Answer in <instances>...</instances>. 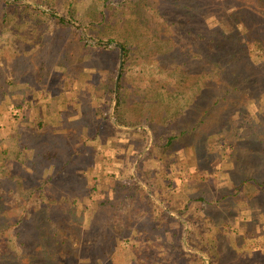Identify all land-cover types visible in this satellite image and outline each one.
Instances as JSON below:
<instances>
[{
    "label": "rangeland",
    "instance_id": "obj_1",
    "mask_svg": "<svg viewBox=\"0 0 264 264\" xmlns=\"http://www.w3.org/2000/svg\"><path fill=\"white\" fill-rule=\"evenodd\" d=\"M260 42L264 0H0V264H264ZM174 114L175 190L138 134L152 150ZM129 174L145 195L116 185Z\"/></svg>",
    "mask_w": 264,
    "mask_h": 264
},
{
    "label": "trees",
    "instance_id": "obj_2",
    "mask_svg": "<svg viewBox=\"0 0 264 264\" xmlns=\"http://www.w3.org/2000/svg\"><path fill=\"white\" fill-rule=\"evenodd\" d=\"M51 17H53L58 24L62 25V26H69V17L71 16H67L66 18L63 17H56L53 15H50ZM250 36H252L251 30L249 31ZM82 40H84L83 36L81 37ZM85 42V41H84ZM262 48H264L262 42H260L259 44ZM263 45V46H262ZM97 47L103 50H107V47L97 44ZM121 48L123 51V68H122V73L119 76V82L117 85V99H116V104H115V112H114V117H115V125L117 127H132L134 126L131 123L126 122L125 120H123L122 118V114H121V108H122V104L124 103L123 101V90H124V86H123V73L125 71V68L127 66V62L129 60V56H130V52L131 49L124 43H121ZM113 50H115L116 52L118 51L117 48H112ZM113 72L114 76L110 75V72ZM117 72L116 68H113V66L110 65L109 67V71L107 72V77L108 78V84H110V86L106 89V92L108 94V98L103 100L102 103L100 104V107L98 108V112L101 113V116L103 119H105L108 115H109V111L112 108V101H113V95L115 93V89H114V82H115V73ZM238 80V79H237ZM112 82V83H111ZM108 86V85H107ZM157 95V94H156ZM158 96V95H157ZM179 118V114H174V116L171 117H163V119L161 121H163V125H162V130L159 133H155V135L152 137V145L151 148L152 150L147 149L148 147V141H149V137L146 131L142 130V131H138V134H140L141 136V144L143 145V150H146L145 156L143 158V160L141 161L142 163L145 160H148L149 157L152 156V153H154L157 158H155L156 160L159 161V166L161 167V175L162 177L165 176L166 174V170L169 169L171 167V164H174L175 159V151L177 149V142L179 141L177 137H179V135L182 137V132L178 134V132L176 133V130L174 129V127H172V124L174 123L173 121H175L176 119ZM112 126V125H111ZM178 134V135H177ZM140 154V153H139ZM44 159H47V157L44 156ZM7 173H10V171H6ZM166 183H165V187L168 188H172L173 190H175V185L173 183V181H168L166 179V176L163 179ZM132 183L134 185V188H138V192L143 193L145 195V190L138 185V181L134 179V177L129 174L127 176V180H122V182L117 181L116 185H120L121 188H126V186H129L128 184ZM245 182H243L244 184ZM242 183L239 184V188H241V186L243 185ZM257 184V183H256ZM115 185V186H116ZM259 186H262V184L260 183ZM134 188H129V190L133 191ZM113 190V195L117 196L116 194L118 193V189H116L115 187L112 189ZM148 204L151 207V216H154L156 219V212L159 211L161 216H164V212L162 209H160V207L155 204L151 198L146 197ZM160 203L163 204L164 200L161 199ZM172 206L174 208L168 207V210H170L172 212V209H176L179 206L176 203H173ZM3 208L2 205H0V209ZM2 211V210H1ZM0 211V212H1ZM6 217V216H5ZM7 218V217H6ZM48 221L52 222V219H47ZM29 222V219H22V216L17 218L16 223L21 225H24V222ZM6 226H7V220L5 221ZM145 223V222H144ZM148 225L150 226V232L154 233L155 231H158L159 233H163V235L165 234L164 232H166L168 230V226L165 225V223H163L161 220L157 221L155 223V221H149ZM6 226H2L1 228H5ZM4 232H1V234H3ZM33 234V232H26L25 230L20 231L19 236L23 238V243L25 244V242L27 241L28 237ZM47 234H50V231L47 232ZM39 235H43L42 233ZM162 235V236H163ZM173 247H179L180 250L182 251L181 253L184 256H190V254H187L186 252H184L183 248H182V238L180 235L175 236V239L173 240ZM200 252H202L203 254H205V251L200 250ZM201 263L205 264L204 261H202L201 259Z\"/></svg>",
    "mask_w": 264,
    "mask_h": 264
},
{
    "label": "water",
    "instance_id": "obj_3",
    "mask_svg": "<svg viewBox=\"0 0 264 264\" xmlns=\"http://www.w3.org/2000/svg\"><path fill=\"white\" fill-rule=\"evenodd\" d=\"M122 58V48L120 47V60ZM119 71H118V75H117V78H116V85L118 83V79H119V76H120V70H121V66H122V62L120 61V65H119Z\"/></svg>",
    "mask_w": 264,
    "mask_h": 264
}]
</instances>
